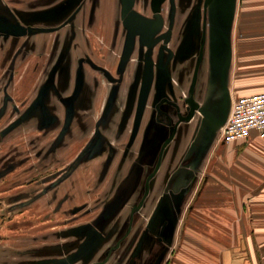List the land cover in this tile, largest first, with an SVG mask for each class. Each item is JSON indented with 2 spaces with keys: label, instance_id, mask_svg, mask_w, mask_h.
Returning a JSON list of instances; mask_svg holds the SVG:
<instances>
[{
  "label": "rangeland",
  "instance_id": "obj_1",
  "mask_svg": "<svg viewBox=\"0 0 264 264\" xmlns=\"http://www.w3.org/2000/svg\"><path fill=\"white\" fill-rule=\"evenodd\" d=\"M200 1L203 3L204 0ZM180 2L183 12L185 11L180 31L181 36L184 35L185 38V28L191 23L190 16L195 5L201 4L198 0H194L191 5L190 0ZM244 2L245 0H237L232 32L233 61L240 36ZM48 23L42 21L45 26ZM193 39V47L189 53L179 58V63L185 68L184 88L180 91L183 101L190 95L193 68L199 58L200 34H193ZM168 66L164 61L160 64L152 95L153 103H150L152 107L165 93L167 79L178 83L177 79L171 76L172 66L170 70ZM19 68L20 66L12 67L10 75L17 74ZM47 72V82H42V88L36 98L22 97L16 93L10 95L8 83L3 84L0 81V90L3 88V91H0V264H92V261L102 259L104 254L98 255L94 251L95 247L101 244L100 240L105 236L112 239L111 245H114L116 240L127 232L130 226V212L143 195L142 190L139 192L137 189L127 195L115 219L106 225L105 214L111 212L115 203L123 198V194L118 192L119 186L129 177L136 162L143 167L150 162L155 164L160 143L164 138L154 140L157 127L150 130L149 134L147 115L140 137L132 150L128 151L125 142L118 143L117 134H105L104 147L100 146L99 150L85 156L70 177L59 181L68 167L76 161L88 136L93 134V123L98 115L95 116L92 109H75L71 116L68 109L47 108L50 100L46 98L51 85L48 81L50 77L55 78L57 71L54 68L51 74L49 70ZM251 72L249 78L247 77L250 80L248 86H263L261 74L253 70ZM247 78L245 74L241 77L234 75L233 62L229 81L231 91L244 86L246 83H241V79ZM179 83L181 84L180 80ZM58 92L59 95H66L63 90H54L53 93ZM218 92L219 83L211 77L207 53L202 65L197 98L203 105L217 112L218 109L214 105L219 104ZM59 100L64 102L62 98ZM199 117L201 118L200 115ZM85 122L90 124V134L82 136L79 128ZM195 122L193 133L197 130L200 119L197 118ZM226 145V142L218 140L217 137L201 160L196 162L198 150L193 152L194 155L187 157L185 164L195 168L193 176L189 175L188 183L184 184L188 186L187 191L181 195L175 192V188L165 193V187L171 171L181 163L183 157L178 162L168 163L161 182L156 183L157 178L162 176V171L154 177L153 194L149 197L150 201L152 198L154 202L146 211L148 199L145 206L138 210L136 230L131 236L150 235L152 240H155L160 234L178 233L183 220L187 219L188 213L193 211L194 205L199 202L204 187L222 188V191L232 187L243 188L240 184L242 179L227 175ZM113 147L115 152L109 150ZM187 170L188 167L181 168L180 175ZM180 175L177 177L176 174L171 179L173 186L180 179ZM248 181L250 193L245 196L246 200H239L238 203L234 201L238 205L237 209L235 208V216L239 219L246 218L249 222L245 233L248 230L250 250L253 251L258 264H264V213L260 214L258 210V179L250 178ZM163 203L165 208H162ZM164 220H168L166 226ZM134 240L135 238L129 240L127 245H133L139 256L143 246L142 243L135 246L137 243ZM155 256L160 257L161 252ZM88 257H91L90 261H86Z\"/></svg>",
  "mask_w": 264,
  "mask_h": 264
},
{
  "label": "crops",
  "instance_id": "obj_2",
  "mask_svg": "<svg viewBox=\"0 0 264 264\" xmlns=\"http://www.w3.org/2000/svg\"><path fill=\"white\" fill-rule=\"evenodd\" d=\"M80 1L73 0L75 3ZM86 1L87 4L83 6L79 19L75 22L74 31L71 29L61 32L63 38L60 39V45L56 44L58 35L48 29L36 31L33 37L18 32L0 33V81L3 84L8 83L10 95L16 93L18 96L36 98L42 88V82L46 81L47 71L51 72L54 67L59 66L57 62L60 53L64 45H67L71 47V51L65 69L68 85L64 96H69L75 89L78 73L82 69L86 73L85 82L93 86L97 94L89 96L93 99L92 103L79 104L77 108L84 109L83 107L88 106V109H93L95 116L102 113L109 98L111 82L100 71L82 64L80 57L90 54L104 67L115 71L118 48L113 45V33L118 22L121 0H94L93 5L89 4L91 0H84ZM101 1L103 4H100ZM59 3L58 0H0V24H9L16 29L27 24H37L43 15L56 17ZM108 3L109 5H106ZM73 7L74 4L71 9ZM239 29L236 52V57L239 58L235 57L233 61L234 75L241 77L245 74L246 78H249L253 70L261 74V82H264V0H245ZM147 62L153 65L154 60L149 57ZM14 66L20 68L17 74L11 76V68ZM93 75H97V82L92 80ZM61 77V70H58L53 81L58 87ZM247 80L241 79V83L246 84L231 91L233 99L264 92V85L250 87V80ZM0 91H3V88ZM49 95L57 109H66L65 104L59 100L61 95L54 94L52 89H49ZM83 99L86 100V96H83ZM195 126V121L193 128L189 124L184 134L172 143L165 155L162 176L157 178L156 183L161 182L168 162H178L184 157L192 141ZM177 145L179 147L175 156L173 151ZM225 162L227 175L242 179L240 184L243 188L232 187L222 191V188L204 187L199 202L194 205L193 211L188 213L187 219L183 220L179 232L164 234L161 240H152L150 235H129L111 251L119 238L111 245L113 240L103 237L101 244L94 249L98 255L104 254L103 258L92 261V264H258L253 251L250 250L248 230L245 233L249 222L246 218H236L235 208L237 209L238 205L235 203L246 200L245 196L250 193L248 179L256 178L260 203L258 210L260 214L264 213V140L253 135L246 140L227 143ZM186 177L184 175V178ZM176 193L179 194L180 191L176 190ZM153 202L152 198L151 201L149 199L146 211L151 208ZM136 225V222H133L131 233L136 230ZM132 238H135L134 242L137 243L135 246L142 243L143 250L139 256L133 245H127ZM159 251L161 256L156 257ZM91 257L86 261H90Z\"/></svg>",
  "mask_w": 264,
  "mask_h": 264
},
{
  "label": "flooded vegetation",
  "instance_id": "obj_3",
  "mask_svg": "<svg viewBox=\"0 0 264 264\" xmlns=\"http://www.w3.org/2000/svg\"><path fill=\"white\" fill-rule=\"evenodd\" d=\"M58 1L60 3L57 9L58 8L61 9L59 10V12L58 11L55 12V14H57L56 17H54L53 15L51 16L49 14H46L43 15L40 24L38 23L27 24L25 27H20L19 29H16L15 27H12L9 24H0V33L9 34L10 32H16V33L18 32L21 35H27V36L31 35V37H33L36 31L40 29H48L55 32L58 35L56 44L58 43V45H60L61 43L60 39L63 38L61 32L63 30L70 31L71 29L74 31L75 22L77 21V19H79L78 16L81 13V9L83 8L84 5L87 4V1L84 2V0H81L79 3H75L73 2V0H58ZM180 1L181 0H163L159 6V10L157 11L155 10L157 4L154 2V0H134L133 9H135L138 13H140L145 18H147L145 19V21L156 22V24L152 23L153 25L146 26V28L149 27L152 31L155 27H158V25L160 26L158 31L155 32V34L152 36L150 35L151 33L149 32L146 33L145 36L140 33L135 35L134 43L132 45V49L128 61L125 64H123L122 58L126 53L132 31L124 22L123 0H121V4H119L118 22L116 24V27L114 28V33H113V45L118 48L116 51L117 67L115 71H111L106 67H104L98 60H96V58H94L90 54H85L80 57L82 64L84 63V65H88L95 71H100L104 75V77L108 79L109 82H111V86L109 88V93H108L109 98L107 99L106 105L102 113L93 123L94 124L93 134L88 136V140L86 141V144L84 145L82 151L80 152V154L83 151H85V153L83 154L80 160H79V156L77 157L76 161L68 167L67 171L63 174V176L59 181H62L70 177L75 172L76 168L78 167V165L85 156L99 150L100 146L104 147V142L106 141L105 134L107 136L110 132H112V135L113 133L117 134L116 140L118 141V143L123 144V142H125L127 149L129 148L128 151L132 150L140 137V134L142 132V127L147 115L149 119L148 122L149 134L155 127H157L156 128L157 130H155L154 140L156 139V141H158L162 137H164L160 143L159 152L157 154L155 164H152L150 162L147 165L144 164L143 167V165L138 164V162H136L135 165L133 166V169L129 177L124 181V183H122L119 186L118 192L123 194V198L120 199L117 203H115L111 212L105 214V220H107L106 225L109 224L110 221L115 219L116 217L115 215L117 211L120 209L122 201L127 197V195H130L136 189L139 192L142 190L143 195L146 193L148 188L147 178L156 169L163 144L167 141V145H166L167 148L165 151V155H166L172 143L175 142L176 138H180L182 134H184L185 128L186 129L189 128V124H191V128H193L194 121H196L197 118L200 119L199 113H195L193 118L190 119L189 121H185L183 119L185 116L191 113L190 109L192 105L190 103L191 92L187 99H185L184 101L181 99L180 91L184 88L183 82H184L185 68H183L182 64L179 63L181 62L179 58H183L185 54L187 55L189 53L190 50H188V53L186 51L187 47L189 46L193 47V42H194L193 34L196 33L200 34V43L198 48L200 54V46L202 42L204 21H205L204 3H201V1L198 0L201 5H197V4L195 5V8L190 16L192 17V20L190 21L191 23L189 24L188 27L185 28V30H187V34L184 38V35L181 36L182 31H180V29H181V24L184 23L182 22L181 19L185 18L184 17L185 15L183 14L185 11L183 12L181 5L182 3ZM193 2L194 0H190L189 4L191 5V3ZM93 3H95L94 0H91L89 4L93 5ZM73 4L74 7L71 9ZM100 4H103V1H101ZM106 5H109V3ZM199 9H201L200 11L201 15H200L199 23L197 24L196 14H197V10L199 11ZM43 18L46 20H44ZM148 19L150 21H148ZM42 21L43 22L46 21L49 23L48 25L45 26L42 24ZM153 41H155V43L152 46H149V43ZM70 51H71V47L64 45L63 50L60 53V57L57 62L59 66L54 67L55 71L61 70L62 73L59 87L56 86L55 83L53 82L54 81L53 77L49 78L48 82L51 83V85H49V89H52L53 92L54 90L64 91L66 89V86L68 85L66 81L67 77L65 74L66 73L65 69ZM52 54L54 55L55 51H53ZM149 57L154 60L153 65L152 64L149 65V63L147 62V59ZM162 61L166 62V64L169 65L168 66L169 70L170 67L172 66L173 70L171 71L172 73L171 76H173L172 78H176L178 83L175 84L173 80L167 79L164 87L165 93H163L161 97H159L157 101L154 102L153 104L154 106L152 107L150 103H153L152 95L154 92L155 82ZM179 65L181 66L180 68ZM196 65L197 63L193 68L191 88L194 82V73H195ZM150 67H152L153 78L145 98V106L141 117V121L136 129V117L138 113L141 92L147 85ZM54 68L52 71H54ZM52 71L50 72V74L52 73ZM200 75H201V71H200ZM200 75L194 93V98L197 102H200L196 94L200 82ZM85 76H86L85 71H82L81 69L77 76V85L75 89L71 91L69 96L61 95L62 100L64 99L63 104H65L66 109L69 110V114L71 116H73L74 110L78 109L77 105L92 103L93 99L91 100V97L89 96L97 94V91L94 89L93 86L87 85V83L85 82L86 81ZM92 80L97 82L98 80L97 75H93ZM179 80L181 84L179 83ZM83 96H86V100L83 99ZM48 98L50 100V104H47V108L57 109L50 95H47L46 99ZM83 108L88 110L89 107L85 106ZM151 109H155V110L153 111ZM120 111H121V116L119 118ZM117 119L119 120L117 121ZM79 130L82 131L80 132V135L82 136L89 135L90 124L85 122L80 126ZM86 147H89V149L85 150ZM178 147L179 146L177 145L174 148L173 153L175 156L177 155L176 152ZM114 149L115 148L113 147L109 150L114 151ZM165 155L163 157V162L165 159ZM168 163L170 164L171 162ZM180 164L181 163L179 162V165L176 166L173 169V171L170 173L171 176L167 181V185L165 187V193L171 192L172 190L171 188L179 189L180 186L179 184H181L180 183L181 181L178 180L177 181L178 183L176 182L175 185L173 186L171 184L172 182L171 179L180 171L181 168ZM162 167H163V163L159 171H157L156 175L159 174ZM176 169H178V172L174 174ZM156 175L154 177H156ZM153 182H155V179L154 180L151 179L149 181V188H150L149 196L153 192ZM143 195L141 196L137 204L139 205L140 203H143L140 209H142L145 206L146 201L149 199L148 196L144 200V202H141ZM163 207L165 208L164 203L162 205V208ZM138 210L135 211L133 222H135L136 220V215ZM130 221H131V212H130L129 222ZM164 223L166 226L168 224V220H164ZM102 227H104V225H102ZM131 230L125 236V238L132 234ZM162 235L164 234H160L158 236L159 240L163 239Z\"/></svg>",
  "mask_w": 264,
  "mask_h": 264
},
{
  "label": "water",
  "instance_id": "obj_4",
  "mask_svg": "<svg viewBox=\"0 0 264 264\" xmlns=\"http://www.w3.org/2000/svg\"><path fill=\"white\" fill-rule=\"evenodd\" d=\"M162 1L163 0H154V2L157 4V7H155V10L157 11L159 10V6ZM133 3H134V0H123L124 22L132 31L126 53L123 56V63H125L129 58L132 45L134 43L135 35L140 33L145 36L146 33L149 32L151 33L150 35L152 36L155 34V32L158 31L159 26H160L158 25V27H155L152 31L149 27L146 28V26H151L153 25L152 23L156 24V22L155 21H151V22L145 21V19L147 18H145L140 13H138L135 9H133ZM203 3H204V9H205L204 31H203V37H202V42L200 46V54H199L198 62H197L195 73H194V82L191 88V100H190V103L192 105L190 109L191 113L185 116L183 119L185 121H189L190 119L193 118L195 113H199L201 118H200L199 126L197 130L194 132L193 139L190 142V145L180 164L181 168L188 167V170L184 171L183 175H180V173L178 172V169H176L174 172V174L178 172L177 177H179L180 175V178H181L179 179L181 181L180 182L181 184H179L180 185L179 189L176 188V190L180 191L179 195L187 191L188 186L184 184L188 183L189 175L193 176L192 169L195 168L193 167V165L185 164L187 157L190 155H194L193 152L195 150L196 151L198 150L196 162H198L199 160L203 158L210 144L217 140V137L219 135V132L222 126L226 123L230 115L232 103H233V97H232L229 81H230V72H231V67H232V62H233L232 32H233V26H234V21H235L236 12H237V0H204ZM200 11L201 9H199V11L197 10V14H196L197 24L199 23V20H200V15H201ZM148 21L150 20L148 19ZM154 43L155 41L150 42L149 46H152ZM190 49H191V46L187 47V50H186L187 53H188V50ZM207 53H208V59H209V64H210L211 77L217 79L219 83V92H218L219 104L214 105V107L218 109L217 112L214 110H211L210 107H208L207 105H203L202 103L197 102L194 98L195 88L198 82L201 67L203 65L204 58ZM152 78H153V71H152V67H150L147 85L141 92L138 113L136 117V129L141 121V117H142L144 106H145V98L148 93V89L151 84ZM166 145H167V141L163 144L161 148V152L159 155L156 169L147 178L148 188H147L146 193L143 195L141 202H144V200L149 196V192H150L149 181L151 179L153 180L157 171H159V169L161 168V165L163 163V157L165 155V151L167 148ZM87 149H89V147H86L85 150ZM84 153L85 151H83L79 155V160L81 159ZM184 175H186L188 178L187 177L184 178ZM182 178H184V180ZM142 204L143 203H140L139 205L134 206L132 208L129 229L121 237V239H119L117 244L111 248V251L114 248H117L120 245L123 238H125V236L130 232L132 228L133 218L135 216V211L140 209Z\"/></svg>",
  "mask_w": 264,
  "mask_h": 264
},
{
  "label": "built area",
  "instance_id": "obj_5",
  "mask_svg": "<svg viewBox=\"0 0 264 264\" xmlns=\"http://www.w3.org/2000/svg\"><path fill=\"white\" fill-rule=\"evenodd\" d=\"M253 135L264 140V92L233 99L230 115L219 132L218 140L230 143Z\"/></svg>",
  "mask_w": 264,
  "mask_h": 264
}]
</instances>
